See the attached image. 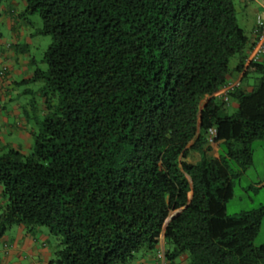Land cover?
Listing matches in <instances>:
<instances>
[{
	"label": "trees",
	"instance_id": "trees-1",
	"mask_svg": "<svg viewBox=\"0 0 264 264\" xmlns=\"http://www.w3.org/2000/svg\"><path fill=\"white\" fill-rule=\"evenodd\" d=\"M24 13L51 38L34 73L46 111L30 153L0 154V235L48 227L61 236L50 264H127L162 230L186 264H264V204L226 213L264 136V59L250 89L229 92L233 112L200 105L249 41L234 0H25ZM211 126L219 157L188 162Z\"/></svg>",
	"mask_w": 264,
	"mask_h": 264
},
{
	"label": "crops",
	"instance_id": "crops-1",
	"mask_svg": "<svg viewBox=\"0 0 264 264\" xmlns=\"http://www.w3.org/2000/svg\"><path fill=\"white\" fill-rule=\"evenodd\" d=\"M234 4L238 22L248 35L247 47L242 55L231 58L227 83L212 95L203 94L200 100L202 107L214 97L227 113H230L229 109L233 112L237 106L229 97V92L236 86L250 89L256 82L257 74L249 63L264 59V52L256 55L261 42L256 18L264 17V0H234ZM24 8L16 0H5L0 5V154L9 148L23 154L30 153L32 133L37 129L38 119L46 111L43 83L41 79L34 78L35 71L46 69L42 67L45 63L43 58L39 64L34 55V50H42L41 37L36 32L37 28L31 31L30 20L21 17ZM262 44L264 48V40ZM240 62L242 67L238 69ZM250 79H254L253 84H250ZM258 140H264V136ZM222 142L223 139H214L209 141L207 148L190 151L187 161L195 163L202 155L219 157ZM251 148L253 158V143ZM254 183L263 188L264 178ZM4 203L0 185V208ZM58 241V237L46 226L13 224L0 235V264H50ZM170 248L162 230L154 249L137 251L127 264H186V254L167 257L166 252Z\"/></svg>",
	"mask_w": 264,
	"mask_h": 264
},
{
	"label": "rangeland",
	"instance_id": "rangeland-1",
	"mask_svg": "<svg viewBox=\"0 0 264 264\" xmlns=\"http://www.w3.org/2000/svg\"><path fill=\"white\" fill-rule=\"evenodd\" d=\"M21 7H25V0H16ZM24 2V5L22 4ZM25 10V8H24ZM21 17H25L30 20V29L34 31L35 28H39L41 25V18L38 14L27 15L24 11ZM239 24L242 26L241 22ZM37 32V31H36ZM41 46L42 50H34V55H36L39 64L43 58V54L51 42L49 35H42ZM40 47V44L38 48ZM232 59H230L229 64H231ZM44 68L46 64L43 63ZM44 84V81L41 80ZM254 79H250V84H253ZM231 113L232 110L229 109ZM254 155L252 158V164L243 172L239 178H235L233 184V196L226 202V213L229 215L237 214L242 211H249L258 208L260 205L264 204V187L260 188L257 186V180L264 178V140H256L253 142ZM174 211L171 212V214ZM52 232V231H51ZM58 237V245L60 244L61 236L56 232H52ZM264 243V216L261 219L259 230L254 238V244L258 245Z\"/></svg>",
	"mask_w": 264,
	"mask_h": 264
},
{
	"label": "built area",
	"instance_id": "built-area-1",
	"mask_svg": "<svg viewBox=\"0 0 264 264\" xmlns=\"http://www.w3.org/2000/svg\"><path fill=\"white\" fill-rule=\"evenodd\" d=\"M256 23L259 28V40L261 41L258 44V47L256 49V55H260L264 52L263 48V40H264V17L257 16ZM207 136L209 141H212L216 137V128L214 126H211L208 128Z\"/></svg>",
	"mask_w": 264,
	"mask_h": 264
},
{
	"label": "water",
	"instance_id": "water-1",
	"mask_svg": "<svg viewBox=\"0 0 264 264\" xmlns=\"http://www.w3.org/2000/svg\"><path fill=\"white\" fill-rule=\"evenodd\" d=\"M191 195H189V197H190ZM181 211V209H177V210H175L167 219H166V221H165V224L168 222V220H170L175 214H177L178 212H180Z\"/></svg>",
	"mask_w": 264,
	"mask_h": 264
}]
</instances>
